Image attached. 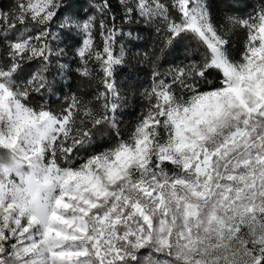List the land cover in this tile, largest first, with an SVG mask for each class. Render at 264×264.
Here are the masks:
<instances>
[{
  "label": "snow or ice",
  "instance_id": "obj_1",
  "mask_svg": "<svg viewBox=\"0 0 264 264\" xmlns=\"http://www.w3.org/2000/svg\"><path fill=\"white\" fill-rule=\"evenodd\" d=\"M61 7L14 0L0 10V264H264V8L218 26L203 0L126 4L129 17L159 21L165 43L191 34L203 51L171 70L170 82L153 72L149 107L124 138L114 77L124 53L114 54L117 32L103 19L102 49L96 17L62 25L82 37L80 77L93 78L92 62L103 74L99 108L75 94L59 112L34 106L46 67L16 84L23 63L47 65ZM98 11L107 13V0ZM213 72L216 85L201 91ZM104 125L116 142L76 163Z\"/></svg>",
  "mask_w": 264,
  "mask_h": 264
},
{
  "label": "trees",
  "instance_id": "obj_2",
  "mask_svg": "<svg viewBox=\"0 0 264 264\" xmlns=\"http://www.w3.org/2000/svg\"><path fill=\"white\" fill-rule=\"evenodd\" d=\"M167 2L170 4L171 0ZM203 2L218 26L225 22L227 16L246 19L255 16L261 8H264V0H203ZM13 3L14 0H0V10L7 11ZM104 3L105 0H61L59 17L52 26L48 38L51 55L47 65L45 66L39 59L23 63L16 73V84L27 85L33 75L46 67V71L43 72L46 77L45 87L39 92L31 93L34 106L43 104L52 111L59 112L67 106L69 98L75 94L83 103L91 102L92 106L99 108L101 101H97L96 97L104 91L100 82L103 74L98 65L92 62L90 67L93 68V78L88 80L80 77L77 73L80 59L76 55V50L80 47L82 37L77 28L62 27V25L69 18L74 22H82L89 17H96V44L102 49L99 23L103 19L109 27L114 25L117 32L114 54L119 55L121 51L124 53V62L115 67L114 77L119 93L116 121L120 135L126 138L149 107L148 93L153 86V72L160 73L159 78L170 82L171 70L183 67L192 61H199L203 46L191 34L183 33L173 38L170 44L165 43L163 25L159 21H149L137 13H133L131 17L126 14L125 5L133 6L136 0H123V2L107 0L108 11L102 14L98 11V6ZM17 27L20 28L19 25ZM157 27H161L160 33H157ZM18 34V32L9 33V38ZM230 40L231 53L238 57L243 48L244 33L237 32L230 37ZM5 48L6 41L0 36V53H3ZM217 77L218 74L213 72L206 81L199 83V89L209 90L216 85ZM116 140L115 129L108 125L97 128L94 130L92 143L76 152V163L95 151L113 145ZM147 254L146 250L140 252L141 256ZM153 255L158 259L165 258L162 255Z\"/></svg>",
  "mask_w": 264,
  "mask_h": 264
}]
</instances>
